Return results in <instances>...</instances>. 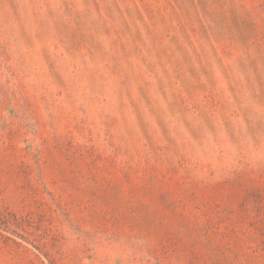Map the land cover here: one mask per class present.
<instances>
[{
    "label": "rangeland",
    "instance_id": "1",
    "mask_svg": "<svg viewBox=\"0 0 264 264\" xmlns=\"http://www.w3.org/2000/svg\"><path fill=\"white\" fill-rule=\"evenodd\" d=\"M0 264H264V0H0Z\"/></svg>",
    "mask_w": 264,
    "mask_h": 264
}]
</instances>
